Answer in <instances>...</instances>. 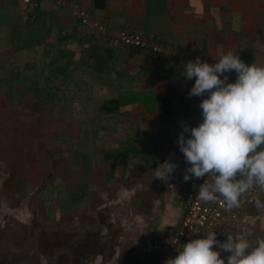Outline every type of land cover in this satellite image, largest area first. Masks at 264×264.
<instances>
[{"label":"crops","instance_id":"obj_1","mask_svg":"<svg viewBox=\"0 0 264 264\" xmlns=\"http://www.w3.org/2000/svg\"><path fill=\"white\" fill-rule=\"evenodd\" d=\"M73 1L108 30L138 32L160 48L95 35L56 0H0V155L18 166L5 185L23 197L17 208L27 211L29 197L38 208L32 220L58 258L50 264L149 262L147 241L169 236L183 214L182 122L203 119L183 63H215L236 49L246 64L264 65V0ZM61 142L59 164L49 154ZM165 159L177 167L162 182L154 175ZM37 160L50 168L42 176ZM17 180L32 194L17 193ZM248 209L217 240L264 238V195ZM215 250L227 264L230 253Z\"/></svg>","mask_w":264,"mask_h":264},{"label":"clouds","instance_id":"obj_2","mask_svg":"<svg viewBox=\"0 0 264 264\" xmlns=\"http://www.w3.org/2000/svg\"><path fill=\"white\" fill-rule=\"evenodd\" d=\"M212 57L215 63L199 56L183 63L181 75L186 80L194 78L189 97H202L203 119L192 127L182 122L177 143L190 165L183 179L206 177L199 185V198L213 202L219 194L232 208L253 187L264 190V65L246 64L236 49ZM231 72L237 74L234 82L228 79ZM176 167L165 159L157 164L154 177L167 182ZM174 244L177 255L164 264H225L216 248L230 253L227 264H264V238L253 243L228 235L221 242L212 230Z\"/></svg>","mask_w":264,"mask_h":264},{"label":"built area","instance_id":"obj_3","mask_svg":"<svg viewBox=\"0 0 264 264\" xmlns=\"http://www.w3.org/2000/svg\"><path fill=\"white\" fill-rule=\"evenodd\" d=\"M56 1L61 5H66L73 16L95 35L103 32L127 45L150 46L154 51L160 48L159 44L151 42L138 32L124 29L108 30L101 21L91 19L85 8L78 1ZM23 2L32 3L33 0H23ZM205 179L206 177L200 179L192 178L187 181V186L180 196L183 214L178 226L166 238L148 240L146 250L151 261L140 264H164L169 257L177 255L174 244L177 240L180 243H185L212 230L216 232V237L237 230L249 216L248 206L258 197L264 195V190L259 187H253L249 192L239 197L238 207L228 208L226 202L219 194H217L218 198L216 201L205 202L198 196L199 185Z\"/></svg>","mask_w":264,"mask_h":264},{"label":"rangeland","instance_id":"obj_4","mask_svg":"<svg viewBox=\"0 0 264 264\" xmlns=\"http://www.w3.org/2000/svg\"><path fill=\"white\" fill-rule=\"evenodd\" d=\"M36 114L42 115L40 112ZM55 115H58V113H55ZM62 146L63 144L61 142L60 145L56 146L58 147L56 148V153L53 154L55 150L54 147L50 150L53 155L51 153L49 154V156L54 159L58 157L60 160L59 164L62 163L64 153V147ZM44 160H46V158H44ZM44 160H37L40 162L35 163L32 161L35 173L40 176L50 169L47 167L48 163L45 164ZM54 162L56 166L58 162ZM72 163L76 164V162ZM17 167L14 163L4 160L0 155V264H50L58 258H56L55 253L52 252V248L51 252L47 250V240L44 235L46 232L42 230L39 231V226L32 220V216L38 213L35 211L36 209L38 210V208L34 206L31 197L24 200L27 211L25 210L24 212L23 209L17 208L19 201L23 197L21 198V196L17 195V198H12L10 193L14 192V187L8 188L5 185V182L12 180L14 174L18 172L16 170ZM26 185V182L17 180L16 192H30L32 194V191H28L31 190V187ZM41 195H43V193H41ZM38 197L39 194L37 195V198ZM34 207L35 209L32 212L31 208ZM14 216L18 218H14ZM19 217L22 218V221L19 220Z\"/></svg>","mask_w":264,"mask_h":264}]
</instances>
